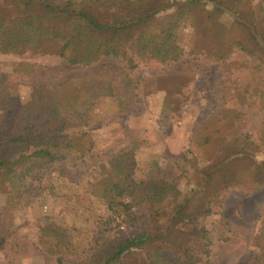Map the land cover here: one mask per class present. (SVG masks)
<instances>
[{"label":"trees","instance_id":"obj_1","mask_svg":"<svg viewBox=\"0 0 264 264\" xmlns=\"http://www.w3.org/2000/svg\"><path fill=\"white\" fill-rule=\"evenodd\" d=\"M243 1L14 0L16 13L12 15L0 7V54L54 56L82 68L112 59L127 72L121 86L110 82L107 73L58 85L33 86L31 99L24 105L17 104L9 86L0 83V195L4 200L0 206V228L4 230L0 244L17 231L14 210L29 207L44 191L40 185L31 186L29 180L40 182L58 164L68 159L86 162L93 155L95 145L86 128L94 123L97 98H114L119 112L128 111L135 88L128 74L142 62L179 61L180 33L194 26L200 14L206 20L203 33L206 30L213 38L212 58L209 53L207 57L224 62L236 52L245 54L251 60L247 67L251 81L241 84L244 94L242 90L236 106L223 107L212 117L215 124L224 118V126L214 128L213 123L203 122L195 127L188 152L193 154L191 148L211 150V135L215 134L223 140L222 152L226 151L220 163L256 157L259 146L249 135L240 134L237 123L244 108L259 107L264 101V36L258 32L260 26L264 27V15L259 21L235 18L230 27L216 21L222 14L235 13ZM168 10L174 11L170 20L164 14ZM189 53L202 55L196 47ZM198 135L203 138L200 142L194 138ZM260 137L264 138V124ZM107 164L109 175L90 184L87 194L106 208L108 221L100 225L91 255L78 264H127V256L135 251L144 255L145 264H211V235L196 224L200 214H185L184 206L174 212L172 222L189 224L193 239L179 242L178 251L168 255L164 252L169 248L153 245L159 235L152 230L164 204L183 196L180 182L187 178L191 167L187 157L172 163L166 177L145 180L135 178L138 169L132 148L108 158ZM225 184L232 185L227 181ZM255 185L264 186V177L255 180ZM112 220H120L132 231L105 238ZM39 231L47 254L58 259L72 255V235L66 228L44 217ZM254 249L247 264H264V228Z\"/></svg>","mask_w":264,"mask_h":264},{"label":"rangeland","instance_id":"obj_2","mask_svg":"<svg viewBox=\"0 0 264 264\" xmlns=\"http://www.w3.org/2000/svg\"><path fill=\"white\" fill-rule=\"evenodd\" d=\"M2 1L0 7L4 12L16 13L14 0ZM206 6L211 9L210 3ZM262 11L264 0H244L235 13L222 14L216 21L224 27H230L235 18L259 21L264 15ZM164 14L170 20L174 11ZM204 23L206 20L200 14L194 26L181 31L177 45L179 61L142 62L128 74L135 86L128 111L119 112L114 98H97L94 123L86 128L95 145L93 155L86 162L68 159L58 164L40 182L29 180L31 186L40 185L44 191L29 207L12 213L17 231L0 244V264H78L90 256L95 248L94 237L109 215L101 203L87 194L90 184L109 175L108 158L129 148L135 153L137 180L166 177L169 166L184 156L191 162L187 178L180 182L182 198L165 203L154 223L152 232L159 235L153 240L154 246L169 248L164 252L168 255L178 251L179 242L193 239L189 224L172 222L174 212L184 206L185 214H200L196 224L211 235V264H247L264 228V186L255 185V180L264 177V166H260L264 162V138L260 137L264 101L259 107L244 108L237 123L241 126L240 134L249 135L259 146L256 157L220 163L226 151L222 152L223 140L215 134L211 135V150L191 148L193 154L188 152L195 127L203 122L213 123L214 128L224 126L227 122L224 118L215 124L212 117L223 107L236 106L242 90L244 94L241 84L251 81L247 69L251 60L245 54L236 52L224 62L211 59L213 38L206 30L203 33ZM258 32L264 36V27L260 26ZM194 47L202 55H191L189 51ZM102 73L121 86L127 72L112 59L82 68L54 56L0 54V83L9 86L20 105L30 101L33 86L58 85ZM199 136L194 137L198 142L203 139ZM226 181L232 185L226 187ZM3 202L0 195V206ZM208 210L210 213L206 214ZM44 217L71 233L72 255L58 259L42 248L39 230ZM112 221L105 238L121 237L132 231L120 220ZM3 232L0 228V236ZM126 261L145 264L144 255L137 251L127 256Z\"/></svg>","mask_w":264,"mask_h":264}]
</instances>
